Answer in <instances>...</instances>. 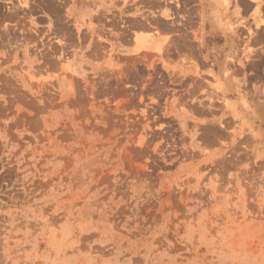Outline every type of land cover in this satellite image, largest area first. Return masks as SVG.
I'll return each instance as SVG.
<instances>
[{
    "label": "rangeland",
    "instance_id": "374dc122",
    "mask_svg": "<svg viewBox=\"0 0 264 264\" xmlns=\"http://www.w3.org/2000/svg\"><path fill=\"white\" fill-rule=\"evenodd\" d=\"M168 1L0 0V264H264V78Z\"/></svg>",
    "mask_w": 264,
    "mask_h": 264
},
{
    "label": "crops",
    "instance_id": "0c3cea01",
    "mask_svg": "<svg viewBox=\"0 0 264 264\" xmlns=\"http://www.w3.org/2000/svg\"><path fill=\"white\" fill-rule=\"evenodd\" d=\"M170 1V0H169ZM168 1V2H169ZM197 1V0H196ZM206 2V11L209 15H213L214 18L208 28L215 29L219 31L222 40L216 45L215 54L218 56L222 55L223 57L228 54H234L236 56V60H243V64H239L237 61L231 65V68L237 69L236 74H234L231 70L226 71L222 75L219 73L218 77H237L239 80L247 82L248 78H264V67H259L256 65L254 68V63H258L260 57L264 59V41L263 43H257L256 37L247 36L246 26L249 25L255 31L254 24V13L258 7L263 6L260 4L259 0H228L229 3H226L223 0H204ZM197 3V8L199 9V3ZM169 4H174V0L170 1ZM168 4V5H169ZM209 4V5H208ZM217 4L219 6H217ZM239 22H246V25L239 24ZM234 24V25H233ZM237 24V27H233ZM239 24V25H238ZM239 30L242 31L240 36H238ZM260 30V29H259ZM261 30L264 32V26L261 27ZM236 44V45H235ZM258 51L259 54H254V52L250 53L248 51L249 48ZM233 52V53H232ZM193 58H189L190 61L202 64L200 59H197L196 54L193 55ZM229 60V58H227ZM215 61V60H214ZM200 64L198 66L200 67ZM197 66V67H198ZM191 68V67H190ZM193 70V68H192ZM197 71V70H196ZM197 71V74H199ZM205 73H207L204 70ZM211 70L208 69V73L210 74ZM218 72V70L216 71ZM220 72V70H219ZM215 75V74H214ZM217 76V73H216ZM248 88L246 91L251 94H262L264 92V83L263 84H254L253 82H248Z\"/></svg>",
    "mask_w": 264,
    "mask_h": 264
},
{
    "label": "bare ground",
    "instance_id": "6f19581e",
    "mask_svg": "<svg viewBox=\"0 0 264 264\" xmlns=\"http://www.w3.org/2000/svg\"><path fill=\"white\" fill-rule=\"evenodd\" d=\"M49 3V2H48ZM51 4V3H50ZM51 6V5H50ZM55 8V7H54Z\"/></svg>",
    "mask_w": 264,
    "mask_h": 264
}]
</instances>
